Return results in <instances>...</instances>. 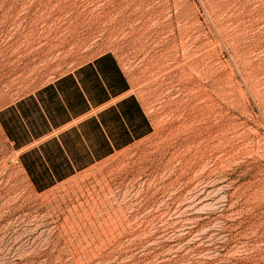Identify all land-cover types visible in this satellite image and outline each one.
Masks as SVG:
<instances>
[{
	"label": "rangeland",
	"instance_id": "obj_1",
	"mask_svg": "<svg viewBox=\"0 0 264 264\" xmlns=\"http://www.w3.org/2000/svg\"><path fill=\"white\" fill-rule=\"evenodd\" d=\"M71 12L60 9L53 19L68 20ZM80 14L93 13L85 8ZM34 15L28 0H0V41L26 31ZM148 15L146 26L158 23L146 34L147 59L136 60L143 67L129 66L125 75L151 133L37 192L40 205L20 203L8 212L11 203L0 200V219L10 216L0 223V264H15L22 251L47 240L57 222L49 213L69 194L73 211L59 220L60 228L83 224L95 232L70 253L72 264H91L89 254L121 242L136 253L135 264H264V0H251L243 29L237 19L243 13L232 0H182V6L165 0ZM72 28L69 23L64 31ZM82 46L83 36L57 48L49 79L62 66L60 75L77 68L68 54L75 48L83 62ZM40 86L27 76L0 84V107L5 89L11 100ZM133 153L153 160L135 186L147 191L138 205L111 203L116 198L105 173L125 166ZM7 159L0 155V182L15 187V173L4 176ZM27 179L24 170L20 180Z\"/></svg>",
	"mask_w": 264,
	"mask_h": 264
},
{
	"label": "snow or ice",
	"instance_id": "obj_2",
	"mask_svg": "<svg viewBox=\"0 0 264 264\" xmlns=\"http://www.w3.org/2000/svg\"><path fill=\"white\" fill-rule=\"evenodd\" d=\"M164 2L165 0H89L87 4H83L82 0H28V7L35 10V15L29 19L26 31L0 41V84L25 76L41 83L40 90L35 94L24 90L11 100L7 99L9 90L5 89L4 106L0 107V155L8 157L4 176L8 172H14L20 181L15 187L11 186V181L0 182V200L6 199L12 205L8 212L20 203L30 208L40 205L41 197L37 192L55 185L78 169L86 168L92 162L91 153H96L95 158L99 159L111 152L109 137L111 144L119 148L132 139L129 129L136 136L143 135L140 129L148 122L135 91H126L129 85L125 72L129 66L137 71L143 67V64L136 65L135 62L147 59L146 34L149 28L158 23L152 21L146 26V22L151 19L148 13L158 10ZM177 3L182 6V0H177ZM232 3L243 13L237 17L243 29L251 0H232ZM85 8L91 9L93 14L82 16L80 13ZM60 9H72L68 20L61 17L57 22L53 19ZM69 23L73 28L70 32H65ZM49 24L51 28L46 27ZM81 36L87 40V46L80 49L84 56L83 62L78 58L75 48L68 54V59L79 66L75 70V75L80 78L79 82L73 79L71 72L61 76L63 66L60 71L52 73L56 79H49L48 69L54 67L51 58L57 48L67 49L69 44ZM241 42L247 44L249 41L242 38ZM132 53H135V58L130 60ZM89 54L91 59H88ZM101 78L107 82L110 95L116 97L110 100V105L118 106L126 113L128 126L125 127L118 117L113 119L111 108L108 112L101 113L103 130L94 119L87 116H80L79 120L66 123L70 119L68 109L73 116H79L87 108L79 86H83V92L94 102L109 99V94L99 87ZM49 122L52 125H65L59 133L62 145L56 143L55 133L45 137L37 142L46 149L41 157L32 141L43 132L50 131ZM77 127L84 129L83 133L78 132ZM150 130L145 128V131ZM49 143L54 146H47ZM12 149L19 151L13 153ZM152 167L151 158L137 157L133 153L125 166L106 172L105 180L111 186L108 191L116 198L111 203L121 200L126 204L131 199L138 205L147 190L141 188L137 191L135 186L141 175ZM24 170H27L28 179L20 180L24 176ZM12 195H16L14 201L11 199ZM73 199V196L67 195L65 200L60 201V207L49 213L57 218V222L52 225L47 240L42 244L32 245L28 251H22L21 255L14 258L15 264H72L73 257L70 253L95 236V232L86 230L83 224L74 225L67 232L60 228L59 220L73 211ZM100 214H103V210ZM9 218L10 216L5 215L0 223ZM75 219L78 220L79 217ZM121 256L129 264H135L136 253L123 242L119 247L105 245L99 252L89 254L88 258L91 259V264H120Z\"/></svg>",
	"mask_w": 264,
	"mask_h": 264
},
{
	"label": "crops",
	"instance_id": "obj_3",
	"mask_svg": "<svg viewBox=\"0 0 264 264\" xmlns=\"http://www.w3.org/2000/svg\"><path fill=\"white\" fill-rule=\"evenodd\" d=\"M79 67V66H78ZM77 67V68H78ZM96 65L95 63H93V68H95ZM75 68L73 71H70L71 73H73V76L75 78V80L77 82H79V77L75 75V70L77 69ZM69 73V72H68ZM67 73L61 75V76H65ZM99 75V73H98ZM126 76V75H125ZM127 83L129 85L128 89L126 90L127 92H131V87H130V83L127 79ZM80 87V90L81 92L83 93V97H84V101L87 103V108L84 112L80 113L79 116H72L68 121H66V123L70 124L72 123L73 121L75 120H79L80 119V116H87V117H92V116H95L99 122V125L101 126V129L103 130V120L101 118V113L102 111L104 112H108L109 109L111 108V112L110 114L112 115L113 119L115 120L117 117L119 118V121L123 122L125 127L128 126V123H127V119H126V113L125 112H122L120 110V108L118 106H115V105H110V100H113V99H116V97H112L110 95V92L111 90L108 88V85H107V82L101 78L100 81H99V87L103 88L104 92L108 93L109 94V99L108 100H104V99H100V101L97 103V102H94L92 99L89 98L88 94L86 92H83V86H79ZM41 86L39 88H37L35 91H33L32 93L35 94L36 91L40 90ZM123 95V93L121 94ZM38 99V97H36ZM138 99V97H137ZM63 102V101H62ZM65 107H66V104H65ZM141 107L143 108L144 110V113H145V118L147 120V124H145L144 126H142V128L140 129V131L143 132V135L141 136H136L133 132H131V130L129 129V135L132 137V139L129 141V143H126V144H123L121 147L117 148L115 147V145H112L113 146V151L103 157H101L100 159L98 160H95L93 163H90L89 165L86 166V168H88L89 166H91L92 164H94L95 162L99 161V160H102L103 158H106L108 156H110L111 154H113L115 151L117 150H120L122 148H125L127 146H129L130 144L146 137L147 135H149L151 133V130H152V126H151V121H150V118L146 112V110L144 109L143 105L141 104ZM65 125L61 124V125H58L56 127L52 126L50 131L42 134L41 136H39L38 138H35L32 143L33 144H36V146H38L39 144L37 143L38 141H42L44 140L45 137H49L51 136L53 133L57 134V137L59 136V133H60V129L61 128H64ZM145 128H150L151 130L150 131H145ZM108 140L110 141L111 143V138L109 137ZM84 168V169H86ZM84 169H78L76 170L73 174H75L76 172L80 171V170H84ZM27 172V170H26ZM28 174V173H27ZM73 174L69 175L68 177L62 179L61 181L69 178L70 176H72ZM60 182V181H59ZM58 183V182H57ZM53 186V185H52ZM51 187V186H50ZM49 187V188H50Z\"/></svg>",
	"mask_w": 264,
	"mask_h": 264
},
{
	"label": "trees",
	"instance_id": "obj_4",
	"mask_svg": "<svg viewBox=\"0 0 264 264\" xmlns=\"http://www.w3.org/2000/svg\"><path fill=\"white\" fill-rule=\"evenodd\" d=\"M73 79L75 80L74 76H73ZM44 95L46 96L47 94L44 93ZM67 111H68V115H69V117L71 118V117L73 116L71 110L68 109ZM89 119H94V120H95V123L99 125V122H98V120H97V118H96L95 116L89 117ZM52 126L56 127V126H58V125H52L51 122H49V129H51ZM77 131L83 133L84 129H81L80 127H77ZM44 133H46V132H43L42 134H44ZM42 134H41V135H42ZM41 135H40V136H41ZM38 137H39V136H37V137H35V138H38ZM56 143L62 145V141L59 139V136L56 137ZM108 143H109V145L112 147V151H113V146L111 145V143H110L109 140H108ZM47 146H54V145H52L51 143H49ZM45 150H46L45 147H41L40 145L36 146V152L39 153V154L41 155V157H43V154H44ZM112 151H111V152H112ZM111 152H108L107 154H109V153H111ZM107 154H106V155H107ZM91 155H92V157H93L91 163H93L95 160H98V159L95 158L96 155H97L96 153H91ZM103 156H105V155H103ZM103 156H100L99 159H100L101 157H103ZM88 165H89V164H88ZM73 173H74V172H73ZM73 173H72V174H73ZM70 175H71V174H70ZM68 176H69V175H68ZM68 176H65L64 178H66V177H68ZM64 178H63V179H64ZM54 179H55V177H54ZM61 180H62V179H61ZM61 180H59V181H61ZM59 181H57V182H59ZM51 186H52V185H51ZM49 187H50V186H49ZM49 187H48V188H49ZM43 190H45V189H43Z\"/></svg>",
	"mask_w": 264,
	"mask_h": 264
}]
</instances>
